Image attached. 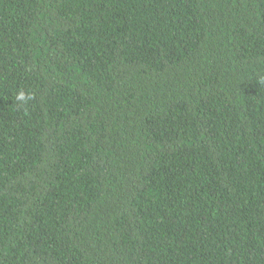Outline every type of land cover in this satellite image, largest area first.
<instances>
[{"label": "trees", "instance_id": "obj_1", "mask_svg": "<svg viewBox=\"0 0 264 264\" xmlns=\"http://www.w3.org/2000/svg\"><path fill=\"white\" fill-rule=\"evenodd\" d=\"M0 264H264V0H0Z\"/></svg>", "mask_w": 264, "mask_h": 264}, {"label": "clouds", "instance_id": "obj_2", "mask_svg": "<svg viewBox=\"0 0 264 264\" xmlns=\"http://www.w3.org/2000/svg\"><path fill=\"white\" fill-rule=\"evenodd\" d=\"M17 101L21 103H26L28 100L31 99V95L25 94L24 91H20L16 97Z\"/></svg>", "mask_w": 264, "mask_h": 264}]
</instances>
